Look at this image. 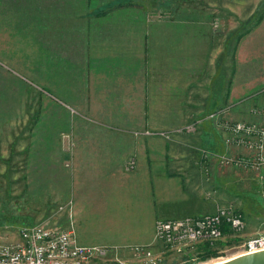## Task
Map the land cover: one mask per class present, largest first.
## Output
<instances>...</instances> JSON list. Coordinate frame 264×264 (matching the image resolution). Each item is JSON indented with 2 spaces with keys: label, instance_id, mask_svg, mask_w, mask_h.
Wrapping results in <instances>:
<instances>
[{
  "label": "crops",
  "instance_id": "obj_1",
  "mask_svg": "<svg viewBox=\"0 0 264 264\" xmlns=\"http://www.w3.org/2000/svg\"><path fill=\"white\" fill-rule=\"evenodd\" d=\"M46 1L53 8L50 13L45 10ZM234 3L235 0H0V35L31 36V43L41 54L45 49V17L53 15L49 90L41 83L65 112L62 115L67 129L47 141L51 144L46 148L42 142L31 153L42 159L53 154L59 164L56 177L61 178L59 172H68L69 195L65 201L74 210L69 221L80 244L108 246L124 254L128 245L153 239L157 219L191 214L187 207H181L184 201L175 199L183 192L179 186L161 198L150 187L156 179L182 178L185 172L197 174L201 163H205L203 151L194 158L186 155L183 160L191 161L194 167H185L158 149L181 142L154 140L146 134L145 138L135 139V133L157 128L174 130L181 124L187 130L190 124H186L194 119L189 116H197L199 146L201 140L207 139L206 130L215 131L214 122L206 123L207 116L225 110L234 118L259 117L247 103L250 95L246 94L250 90L258 91L254 95L261 94L259 91L264 89V78L253 71L252 64L253 55L262 47L264 15L256 27L244 33L238 43L233 40L227 50L226 35L232 26L215 28L212 20L225 24L224 20L236 17ZM7 42L0 37V48L4 45L7 50ZM1 58L0 54V68H8ZM41 67L44 64L38 61V69ZM261 100L258 102L264 105L263 94ZM188 143L191 142L183 141L181 147H193ZM130 158L135 160L131 170L127 168ZM191 168L197 172H191ZM96 179L103 195L116 198L107 229L124 231L128 241L115 245L86 243L90 224L81 218L84 206L82 201L75 203L73 190L76 185L81 196ZM150 201L154 203L152 207H141V202Z\"/></svg>",
  "mask_w": 264,
  "mask_h": 264
},
{
  "label": "rangeland",
  "instance_id": "obj_2",
  "mask_svg": "<svg viewBox=\"0 0 264 264\" xmlns=\"http://www.w3.org/2000/svg\"><path fill=\"white\" fill-rule=\"evenodd\" d=\"M235 3L237 12L233 15L236 17L231 16L224 20L225 24L218 19L212 20L215 28L223 25L227 28L229 25L232 26V31L226 35L227 50L231 48L233 40L238 43L244 33L261 22L262 19L257 22L260 13L263 12L264 15V0H235ZM45 4H48V7L45 5L46 12H52L53 8L50 3L46 1ZM52 20L53 15L45 17L43 54L36 44L31 43L33 40L31 36L0 35L2 39L6 38L8 41L7 50L4 45L0 48L2 62L8 65V68H0V233L8 235L15 234L17 229L27 225L26 223H43L59 228L68 227L72 223L69 221L71 215L74 217L73 208L70 209V204L66 203L69 195L67 186L70 182L67 178L68 172H59L61 178L56 177L55 171H58L59 164L55 162L53 154L42 159L35 153H31L35 152L37 147H41L42 142H45L44 148H46L48 144H51L46 143L47 141H51L58 133L67 129L65 116L62 115L65 112H62V107L42 88L46 84L49 90L48 86L52 79ZM38 38L41 36L38 35ZM263 58L264 36L261 49L252 57L253 71L261 74V79L264 78V66L261 65ZM38 61L44 64L42 69H38ZM42 81L44 84L41 83ZM251 91L246 94L250 95L247 103L251 104L252 111L256 112L259 117L246 119L236 116L234 118L225 110L218 111L216 115L207 116L206 123L211 125L214 122L212 130L215 131L209 133L206 130L207 139L204 142L201 140L199 146L196 143L199 141L197 138L199 127H196L199 121L197 116H189L194 118L186 124H194L191 131L185 130L184 127L181 128L183 125L181 124L174 130L162 131L157 128V130H140L141 134L140 132L134 134L135 139L147 137L154 140H178L181 142L178 146L174 143L173 146L167 145L158 147V149L164 150L167 156L171 154L174 160H178V164L181 163L185 167H194L191 161L183 160L186 155L196 156L202 151L208 154L197 174L191 173L197 172L192 171L193 168H191V174L183 171L185 173L182 174V178L174 176L171 179H156V184H151L150 188L157 198H161L169 190L173 191L174 187L179 186L183 192L175 199L184 201L181 207L189 209L191 214L188 216L213 213L218 205L228 203L238 207L245 216L246 225L241 231L228 230L217 240L199 241L176 256L164 253V248L156 245L154 237L146 242L147 237L144 236L143 242L146 243L137 244L149 245L154 251L162 252L164 254L163 264H208L223 261L236 255L238 247L249 235L264 231V210L260 197L261 184L256 173L239 166L218 164L219 155L227 156L246 152L242 146L226 143L225 138L228 133L223 131L219 125L223 122H246L264 126V121H260L261 117L264 119V105L258 102V100L262 102L261 96L264 95V89L259 91L261 94L256 95L254 94L258 91ZM74 123H76L75 120ZM144 134L147 136L144 137ZM64 135L62 137L65 139ZM185 140L191 142L188 143L189 145H193L188 149L189 151L181 147ZM27 149H29V154ZM134 166L135 160L130 158L127 168L131 170ZM143 180L140 181L145 182ZM89 187L91 189L81 192L83 194L81 196L80 191L76 190V185L73 190L77 198L75 203L82 201L81 204L84 206L80 211L81 218L90 224V233L86 238V243L115 245L128 241L129 235L124 231L107 229L109 211L116 205V198L103 195L102 185L97 179L93 180ZM172 196L174 197L175 194ZM153 204L152 201L141 202V207L146 208L150 205L152 207ZM117 252L124 256L128 251L124 254L118 250ZM204 255H207L205 259Z\"/></svg>",
  "mask_w": 264,
  "mask_h": 264
},
{
  "label": "built area",
  "instance_id": "obj_3",
  "mask_svg": "<svg viewBox=\"0 0 264 264\" xmlns=\"http://www.w3.org/2000/svg\"><path fill=\"white\" fill-rule=\"evenodd\" d=\"M219 113V112H218ZM216 113V114H218ZM215 114V115H216ZM194 124L187 126L193 130ZM226 143L242 146L244 154L216 155L218 164L247 168L256 173L264 210V126L246 122H223ZM204 162L208 154H201ZM243 213L228 203L218 205L213 213L182 218H160L155 222L154 241L163 252L178 255L199 241H214L224 236V229L235 232L245 227ZM121 256L106 246L80 244L72 225L59 228L43 223L24 225L13 235L0 233V264H163L164 254L152 246L136 244ZM264 250V231L249 235L237 254ZM234 255V256H236Z\"/></svg>",
  "mask_w": 264,
  "mask_h": 264
},
{
  "label": "water",
  "instance_id": "obj_4",
  "mask_svg": "<svg viewBox=\"0 0 264 264\" xmlns=\"http://www.w3.org/2000/svg\"><path fill=\"white\" fill-rule=\"evenodd\" d=\"M208 264H264V250H257L248 254H240L223 261Z\"/></svg>",
  "mask_w": 264,
  "mask_h": 264
},
{
  "label": "trees",
  "instance_id": "obj_5",
  "mask_svg": "<svg viewBox=\"0 0 264 264\" xmlns=\"http://www.w3.org/2000/svg\"><path fill=\"white\" fill-rule=\"evenodd\" d=\"M262 17H263V12L262 13H260V15H259V17H258V20H257V22L259 21V20H261L262 19ZM242 212V211H241ZM243 218H244V220H245V216H244V214H243ZM246 223V222H245ZM226 231H228L227 230V228L226 229H224V233L226 232ZM213 254V253H212ZM206 256L207 255H204L203 256V258L205 259L206 258Z\"/></svg>",
  "mask_w": 264,
  "mask_h": 264
}]
</instances>
